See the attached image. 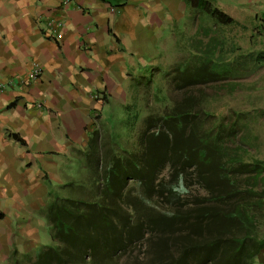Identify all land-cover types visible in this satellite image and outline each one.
<instances>
[{"label": "trees", "instance_id": "16d2710c", "mask_svg": "<svg viewBox=\"0 0 264 264\" xmlns=\"http://www.w3.org/2000/svg\"><path fill=\"white\" fill-rule=\"evenodd\" d=\"M185 2L198 22L170 85L150 101L132 95L139 111L121 121V142L90 131L79 178L47 190L52 242L13 249L3 264H120L133 248L142 264H252L264 247V108L213 105L219 82L229 94V79L264 65V46L239 49L222 28L234 17L211 0ZM251 18L257 36L264 10Z\"/></svg>", "mask_w": 264, "mask_h": 264}, {"label": "crops", "instance_id": "0c3cea01", "mask_svg": "<svg viewBox=\"0 0 264 264\" xmlns=\"http://www.w3.org/2000/svg\"><path fill=\"white\" fill-rule=\"evenodd\" d=\"M163 1L169 10L157 0H0V264L39 244L61 163L89 131L107 128L106 105L117 97L120 106L125 40L139 48L182 15V0ZM240 3L264 10V0ZM34 62L41 71L26 81ZM252 264H264V247Z\"/></svg>", "mask_w": 264, "mask_h": 264}, {"label": "rangeland", "instance_id": "374dc122", "mask_svg": "<svg viewBox=\"0 0 264 264\" xmlns=\"http://www.w3.org/2000/svg\"><path fill=\"white\" fill-rule=\"evenodd\" d=\"M157 1H159V7H163L162 11H166L168 9L165 5L166 3L163 0ZM211 1L214 5L220 7L223 11L234 17L237 21V23L234 25L222 27L225 30V34L228 36V39H230V43L234 42V45L240 46L238 48L241 50H244L248 47H252L251 49L257 50L258 45L262 44L264 46V28L261 29V33L257 34V36L250 35L251 33H257V30L255 31L252 27L255 21L251 18L256 12L255 10L245 7V4L240 3L241 0ZM182 3V15L174 22L166 21V23H163V28L160 26H158L156 29L152 28L153 32L149 38L146 36L141 37L143 41L140 42L139 48L137 45L132 44L128 40H125L123 43V56L126 58L125 72L126 74L129 73L126 83H123L122 85L123 91L121 96L123 98L121 99L120 106L118 103H116L117 97L114 98L115 101L113 104L110 105L109 103L106 105V107L108 106L107 113L109 111L110 115V117L107 118L108 121L106 126L109 128V133H111V135H117L119 142H121V130L122 126L125 125L123 122L125 121L126 116H128V113L134 115L135 112L139 111V105H137L135 109L132 105V95L136 93L140 99L144 98L146 101H150L152 92L156 88H164V86L166 87L170 85L168 78L173 76V72L170 71L172 68L174 71V68L178 63L177 61L184 53L185 48L188 49L190 37L195 36L194 33L198 19H196V17H194L193 20L190 19V16H188L187 13L189 8L186 5L185 0H182L181 4ZM143 13L145 14V11H143ZM148 20L149 18L146 17L145 22L142 23H148ZM242 24L244 26L243 28L241 27ZM199 37L202 36L200 35ZM253 37H255V40H253ZM132 47L136 49H133ZM129 63H132L135 67L133 68ZM228 82H230V85L235 82V85L232 84L233 90L229 94H222L224 89H221V87L227 86L225 85L226 81H221L217 84L220 88L219 90H221V93L219 98H217L213 104L216 110L224 112L230 107L239 108L248 106H260L264 108V65H262L253 74L231 81L229 79ZM206 88L208 89V87ZM95 92L96 91H94V93ZM169 92L172 94L171 91ZM96 93L101 96L99 92ZM138 118H140V115ZM110 120L112 122L119 120V123H110ZM122 120L123 122H121ZM261 121L262 136L264 140V117L261 118ZM137 125L138 121L136 119L134 128H136ZM98 130L105 134L106 130L103 129L101 125L98 127ZM77 149H80L82 153L79 155L72 153L68 156V160H66L67 157L64 158L60 165V173L63 174V180L67 178V174H71V177H75L76 180L79 178V176L77 177L79 173L77 165H79L80 162L81 165L84 164L86 157L83 153L87 148L84 145L83 147L80 146ZM40 211L42 212V208ZM38 241L39 244L32 247V249L39 245L52 242L48 233L47 225L45 229H40ZM135 258H138V261L136 262H141V264L142 261H145L144 255L141 254V249L133 248L129 251L121 253L120 264H131L134 262Z\"/></svg>", "mask_w": 264, "mask_h": 264}, {"label": "built area", "instance_id": "2783aa9c", "mask_svg": "<svg viewBox=\"0 0 264 264\" xmlns=\"http://www.w3.org/2000/svg\"><path fill=\"white\" fill-rule=\"evenodd\" d=\"M60 23H58V25H59ZM40 71H41V67H40V65L38 64V63H36V62H34L32 65H31V68H30V70H29V72H28V75L25 77L26 79V81H29V80H32V79H35L38 75H39V73H40ZM25 80H24V83H25ZM9 82H10V80H9ZM3 88V85L0 83V89H2ZM93 95L95 96V97H97V93L95 92V93H93ZM100 96V95H99Z\"/></svg>", "mask_w": 264, "mask_h": 264}]
</instances>
